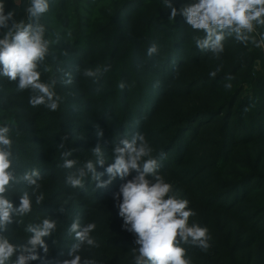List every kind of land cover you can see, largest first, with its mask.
Returning a JSON list of instances; mask_svg holds the SVG:
<instances>
[{"label": "rangeland", "instance_id": "374dc122", "mask_svg": "<svg viewBox=\"0 0 264 264\" xmlns=\"http://www.w3.org/2000/svg\"><path fill=\"white\" fill-rule=\"evenodd\" d=\"M74 1L49 0V11L39 21L50 41L49 53L39 68L41 80L56 81L58 109L32 107L29 98L34 93L18 91L16 82L0 76V126L7 124L11 129L15 175L19 179L36 170L41 178L38 189L19 179L11 198L18 200V205L20 195L27 191L32 211L23 217L13 215L14 223L0 234L15 245L27 246L29 224L35 226L44 218L55 220L56 230L43 238L48 253L38 248L39 259L29 264H62L71 258L69 252L78 243L75 234L68 231L70 225L77 219L82 225L94 222L97 227L91 235L99 246L81 245L74 253L81 255V264L84 260L134 264L139 246L123 227L118 215L120 201L114 194L136 173L124 179L118 176L105 188H96L86 177L83 188H73L67 176L76 169L62 166L63 153L72 151L67 158L75 159L79 168L95 160L91 150L99 143L105 149L106 163L96 169L104 173L112 162L113 143L119 139L143 134L153 155L160 141L179 135L176 145L158 159V174L172 185L178 198L189 202L195 213L189 224L206 227L210 236L207 250L181 243L187 258L191 264H264V42L256 47L251 40L246 44L238 41L235 34L226 36L219 58L213 53L208 57L205 50L200 53L196 44L188 43L186 60L179 62L182 70L175 73L171 69L164 76L153 71L158 64L151 62L161 61L164 55L155 58V54H146L152 44L160 48V39L144 33V26L150 31V19H154V30L169 19L170 9L162 0H138L110 23L111 12L125 0H79L81 8L73 24L66 16L76 12ZM4 2L6 12L13 10L17 21L27 22L30 0ZM104 10V14H96ZM189 32L191 36L202 34L191 28ZM262 34L264 26H257L249 35L261 41ZM141 42L144 44L139 46ZM110 58L109 70L95 83L82 75L87 68L106 66ZM45 67L49 71L45 72ZM218 67L220 71L209 81L190 91L182 89L191 76L208 75ZM68 73L71 84L66 83ZM226 76H231V81ZM122 81L124 89L118 87ZM226 83H231V88H225ZM213 108L218 111L212 115L197 114L188 124L180 121L190 111ZM41 121L47 129L40 128ZM251 125L255 131L250 130ZM98 130L103 131L102 138ZM235 175L237 182L250 177L233 190L231 185H222L235 181ZM101 179L109 177L105 174ZM40 195L44 200L37 205ZM234 202L236 207L224 209L225 204Z\"/></svg>", "mask_w": 264, "mask_h": 264}, {"label": "clouds", "instance_id": "9594fccd", "mask_svg": "<svg viewBox=\"0 0 264 264\" xmlns=\"http://www.w3.org/2000/svg\"><path fill=\"white\" fill-rule=\"evenodd\" d=\"M163 3L165 8L170 9L169 20L183 16L191 29L204 33L203 38H194L197 48L210 50L217 58L224 51L226 36L235 34L238 41L246 44L251 40L256 47H261V42H264V34L261 41L249 35L256 31L257 26H264V0H193L179 10L170 0H163ZM49 7V0H30L26 8L27 22L17 21L15 12H6V4L0 0V29L4 30L0 33V76L16 82L18 91L30 90L34 93L29 98L32 107L43 105L55 112L60 104V97L55 91L56 81H42L39 70L49 53L50 44L45 38V27L39 21ZM146 54L148 57L158 55L159 46L152 44ZM108 70L106 66L87 68L82 75L95 83ZM44 71L49 69L45 67ZM219 71L218 67L209 75L215 77ZM67 75L69 79L66 83L71 84V74ZM227 79L231 81L232 77ZM231 86V83L224 85L225 88ZM118 87L124 89L125 83L120 82ZM10 131L7 124L0 126V233L6 230L7 225L14 223L13 215L23 217L32 211L33 201L27 191L20 195L18 205H14L11 199V192L19 179L36 189L40 188L38 171L26 172L19 179L15 175ZM97 135L102 138L103 131L98 130ZM60 147H64L63 143ZM91 151L95 160H88L79 168L75 159L67 158L72 156V151L63 153L62 166L69 170L76 169L75 174L69 173L67 176V183L71 187L83 188L85 178L90 177L96 188H105L118 176L124 179L136 173L121 184L114 194V199L120 201L117 205L118 215L123 219V227L135 236L134 242L139 246L134 264H191L181 243H190L203 250L210 247L208 229L189 224V218L195 215L188 207L189 202L178 198L172 185L158 174V160L152 157V148L143 134L136 133L131 138L113 143L112 162L104 173L98 172L96 166L104 167L105 149L98 143ZM105 174L109 179L102 180ZM43 200V195L37 196L35 203L39 205ZM96 227L94 222L82 225L79 219L70 225L68 231L75 234L78 243L69 252L71 258L62 261V264H81V255L74 254L81 245L99 246L91 235ZM56 228L57 222L49 218H44L35 226L29 224L26 231L31 235L27 239V246L15 245L0 234V264H11L14 256L15 264H29V261L39 259L38 248L47 254L49 249L43 238L50 236ZM83 264L96 262L84 260Z\"/></svg>", "mask_w": 264, "mask_h": 264}, {"label": "trees", "instance_id": "16d2710c", "mask_svg": "<svg viewBox=\"0 0 264 264\" xmlns=\"http://www.w3.org/2000/svg\"><path fill=\"white\" fill-rule=\"evenodd\" d=\"M136 1H138V0H125L120 7L118 5V8L117 7L115 8L116 11L113 10L111 12L112 14L107 19V23H110L111 19L114 17H116L115 19H119L120 15L123 14L124 9ZM161 3L164 5L163 0L161 1ZM72 5H73V7L76 8V12L75 13H71V12L68 13V15L66 16V21L72 19L71 22L73 24H75L76 21H75V19H73V17L79 15L78 14L79 9L81 8L79 6V0H75ZM175 7L178 10L180 9L177 6H175ZM105 12H106V10L97 11L96 14H104ZM113 14H115V15L117 14V15L113 16ZM166 15L167 14H165V17H166ZM157 18L160 19L161 17H157ZM153 20L150 19L149 24H148V26L150 27V31H148L147 26L146 27L144 26V33H146L147 35L149 34V36H151L152 38H159L160 39L161 45L159 48V54L158 55L155 54V58H157V57L161 58L164 55V57H163V59H161V61H158V59L151 61V62H157V64H158V67H154L153 71L154 72H160L164 76H167L168 71L171 69H175L174 70L175 73H178L179 71L182 70V67H183V66H181V67L179 66V62L186 60L185 49L187 51V48H185V47L188 45V43L196 44L194 38L195 37L203 38L204 33L200 32V34L202 33L201 35L195 34V36H191L190 32H189L190 27L186 24L184 17L180 16V15H178L174 21L173 20L170 21L169 19H165V20L161 21L160 28L158 30L153 29V26H152L153 22H154ZM108 25H110V24H108ZM109 29H110V26H109ZM147 35L144 37L147 38ZM143 44H144V42H141L139 46H142ZM199 52L201 53L202 51L199 49ZM205 52H206L208 57L212 53L210 50H205ZM177 60H178V62H177ZM111 63H112V58H110L106 67H109ZM233 71H234V69H233ZM226 77H229V76H226ZM226 77L221 78V79H225ZM212 78L213 77L210 76L209 74L208 75L207 74L206 75H203V74L193 75L185 81L184 87L182 89H186V90L190 91L192 88L200 85L203 81L207 82ZM216 79H217V77H216ZM162 80H164V79H162ZM225 106H227V105L225 104ZM216 111H218V109L215 110V108L210 109V110L196 109V111L188 112L187 116H185V117H184V115H182V118H180V121L181 122L184 121V124H188L195 119L197 114L202 113L205 115H212ZM39 126L43 130L47 129V124L43 123V121L39 122ZM184 127L186 128V126H184ZM255 129L256 128L253 127V125H251L250 130L255 131ZM260 131L263 133V130H260ZM179 137L180 136L178 135L174 139L164 141V142L160 141L159 142L160 144L158 143L159 146L156 149L155 153L152 155V157L156 158L158 160L162 155H164L166 152H168L171 148H173L176 145ZM241 176L242 175H240L239 177H241ZM249 177L250 176L244 177L242 180L237 182V179H239V178L237 177V175H235V176H233V179L235 181H233L232 183H229V180H227L222 185H225L226 188L229 185H231L230 186L231 190H233V189H235V187H240L241 185H245L247 183ZM40 179H38V180H40ZM27 185H25V186H27ZM231 193H232V191H231ZM217 195H216V198H217ZM222 195H224V194H222ZM11 199H12L14 205H16L18 200H14L15 199L14 197ZM238 202H240V201H237V204H238ZM234 204H235V202L232 205L225 204L224 209H230L232 207H236L235 205H237V204H235V205ZM121 264H123V263H121Z\"/></svg>", "mask_w": 264, "mask_h": 264}, {"label": "water", "instance_id": "95a60500", "mask_svg": "<svg viewBox=\"0 0 264 264\" xmlns=\"http://www.w3.org/2000/svg\"><path fill=\"white\" fill-rule=\"evenodd\" d=\"M170 2H171L173 5H175V6L179 7V8H181L182 6H185V5L191 4V3L193 2V0H170Z\"/></svg>", "mask_w": 264, "mask_h": 264}]
</instances>
